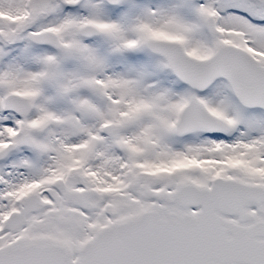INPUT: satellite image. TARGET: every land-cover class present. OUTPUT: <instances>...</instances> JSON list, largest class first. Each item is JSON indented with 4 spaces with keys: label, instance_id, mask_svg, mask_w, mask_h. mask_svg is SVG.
<instances>
[{
    "label": "snow or ice",
    "instance_id": "6c2138e0",
    "mask_svg": "<svg viewBox=\"0 0 264 264\" xmlns=\"http://www.w3.org/2000/svg\"><path fill=\"white\" fill-rule=\"evenodd\" d=\"M0 264H264V0H0Z\"/></svg>",
    "mask_w": 264,
    "mask_h": 264
}]
</instances>
